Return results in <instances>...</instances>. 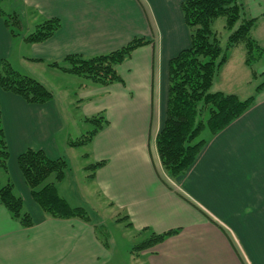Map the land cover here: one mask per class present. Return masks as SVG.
<instances>
[{
    "label": "crops",
    "instance_id": "crops-1",
    "mask_svg": "<svg viewBox=\"0 0 264 264\" xmlns=\"http://www.w3.org/2000/svg\"><path fill=\"white\" fill-rule=\"evenodd\" d=\"M23 2L37 13H22L30 21L57 17L61 27L45 41L29 44L23 40L29 29L13 37L0 15V60L13 48L20 62L37 64L71 53H107L135 37L150 40L119 65L123 83L78 85L81 96L94 97L83 115L105 111L109 118L90 146L93 160H107L92 180L102 197L128 214L135 232L178 229L139 252L135 264H264V89L172 180L161 164L156 136L167 108L169 61L190 44L182 0ZM245 2L264 32V0ZM0 104L9 171L35 221L25 228L0 206V264H117L92 223L47 217L18 165V155L29 147L52 158L71 147L56 97L33 104L0 87Z\"/></svg>",
    "mask_w": 264,
    "mask_h": 264
},
{
    "label": "trees",
    "instance_id": "trees-1",
    "mask_svg": "<svg viewBox=\"0 0 264 264\" xmlns=\"http://www.w3.org/2000/svg\"><path fill=\"white\" fill-rule=\"evenodd\" d=\"M1 4V0H0ZM181 9L190 31V44L169 61V87L165 117L156 136V147L161 164L172 180L182 175L196 160L208 138L216 135L239 118L256 101L258 93L264 89V81L256 87L255 94L241 98L237 93L223 90H211L215 77L228 60L230 48L243 45L244 62L247 66L264 53V47L253 36L258 18L248 12L245 0H182ZM34 13L33 9H30ZM20 13H7L0 6V15L4 18L12 36L20 34L22 21ZM37 14V13H34ZM224 19V27L230 31L225 49L221 46L220 33L215 23ZM61 27L57 17H42L32 30L23 35L26 43L32 44L53 36ZM150 40L135 37L124 46L107 53L93 56L71 53L62 60H44L48 66L63 73L84 77L80 87L110 85L124 82L118 67L132 52ZM264 74V72H262ZM253 75L257 72L253 70ZM0 87L21 96L28 103L42 104L53 99L54 93L36 78L21 73L5 57L0 63ZM103 111L83 116L93 129L78 139L69 138L72 147L91 146L94 137L109 123ZM208 129L209 136L201 137ZM90 156V153L87 154ZM10 150L3 123L0 104V206H4L11 217L23 227L35 224L34 218L26 208L22 195L18 192L9 171ZM31 195L47 217L79 218L94 225L97 237L98 224L83 205H72L60 193L62 181L70 171V163L65 156L50 157L43 149L27 148L17 158ZM107 163L106 159L89 163L88 176L93 180L98 168ZM109 205L114 206L109 201ZM120 213V212H119ZM126 220L132 227L128 214L117 218ZM146 233L145 239L136 244L135 251L141 252L154 247L168 236L178 232L172 229L162 233L153 232L149 227L139 231Z\"/></svg>",
    "mask_w": 264,
    "mask_h": 264
},
{
    "label": "rangeland",
    "instance_id": "rangeland-1",
    "mask_svg": "<svg viewBox=\"0 0 264 264\" xmlns=\"http://www.w3.org/2000/svg\"><path fill=\"white\" fill-rule=\"evenodd\" d=\"M0 6L7 13H20L19 18L22 21L20 30L22 31H28V29L30 31L37 24L36 21H30L29 16H23L22 13L31 11V8H28L23 0H1ZM256 26L252 34L264 47V32ZM215 29L219 31L221 46L225 49L230 31L224 27V19L221 18L215 23ZM18 57L14 48L11 54L6 56L10 63L21 73L36 78L53 91L63 114L65 123L64 134L68 133L70 138L78 139V137L87 134L93 129V125L90 122H85L82 119L84 116V105L94 99L92 96L83 97L80 94L78 85L81 86L80 84L83 82L86 83L84 77L80 78L79 76L56 70L51 71L50 67L43 62H37V64L31 60L20 62ZM244 58L245 50L242 44L230 48L228 50V60L217 73L211 90L234 92L241 98H247L255 94L256 87L264 81V74L262 73L264 72V53L252 63V66H247ZM253 70L257 72V75H253ZM103 112L104 116L109 119L107 113ZM92 113L95 114L94 112ZM89 115L85 114V116ZM208 136L209 130L205 129L201 137L206 138ZM88 153L91 154L89 144L72 146L64 151V155L70 163V171L63 185L61 183L60 193L68 200L71 199L72 205H79L75 203L81 201V204L87 208L93 220L99 223L98 235L109 243L113 256L117 258V264H135L133 258H136L139 252L135 251L134 247L145 239L147 234L135 232L131 227L127 226L126 220L119 221L117 219L124 213L109 205V201L102 197L95 182L88 176L92 170H87L86 166L93 161L90 156H87ZM73 197L77 201L74 202L72 200Z\"/></svg>",
    "mask_w": 264,
    "mask_h": 264
}]
</instances>
